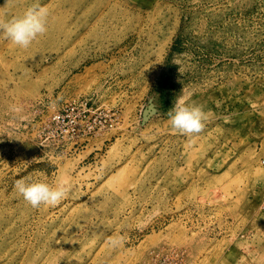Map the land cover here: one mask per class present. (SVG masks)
Instances as JSON below:
<instances>
[{
	"label": "rangeland",
	"instance_id": "rangeland-1",
	"mask_svg": "<svg viewBox=\"0 0 264 264\" xmlns=\"http://www.w3.org/2000/svg\"><path fill=\"white\" fill-rule=\"evenodd\" d=\"M37 3L27 49L0 31V264H264V0H0V24ZM29 177L70 189L34 208Z\"/></svg>",
	"mask_w": 264,
	"mask_h": 264
},
{
	"label": "clouds",
	"instance_id": "clouds-1",
	"mask_svg": "<svg viewBox=\"0 0 264 264\" xmlns=\"http://www.w3.org/2000/svg\"><path fill=\"white\" fill-rule=\"evenodd\" d=\"M48 25L49 9L37 3L22 16L0 24V31H3L13 44L27 49L38 37L48 31ZM19 110L15 109V111ZM167 115L171 128L187 136L199 134L205 126L206 113L203 107L195 102H188L186 96L178 98ZM15 188L26 202L37 208L43 204H56L65 198L70 189V181L67 178L49 181L29 177L17 180ZM119 242L118 239L110 241L114 246Z\"/></svg>",
	"mask_w": 264,
	"mask_h": 264
},
{
	"label": "built area",
	"instance_id": "built-area-1",
	"mask_svg": "<svg viewBox=\"0 0 264 264\" xmlns=\"http://www.w3.org/2000/svg\"><path fill=\"white\" fill-rule=\"evenodd\" d=\"M80 105H82V107H84V110H88L85 108V106L87 105L86 102H81ZM89 111H92V114H90V116L88 117V120H86L84 122V127L82 130L83 133H90L91 131H94V129L102 127L104 124V121L101 120V116L99 113H97L96 110L93 111V110L89 109ZM95 113L97 114V116L95 115ZM82 125H83V123H82ZM263 162H264V160H263Z\"/></svg>",
	"mask_w": 264,
	"mask_h": 264
},
{
	"label": "bare ground",
	"instance_id": "bare-ground-1",
	"mask_svg": "<svg viewBox=\"0 0 264 264\" xmlns=\"http://www.w3.org/2000/svg\"><path fill=\"white\" fill-rule=\"evenodd\" d=\"M263 160H264V158L262 159V164H264Z\"/></svg>",
	"mask_w": 264,
	"mask_h": 264
}]
</instances>
